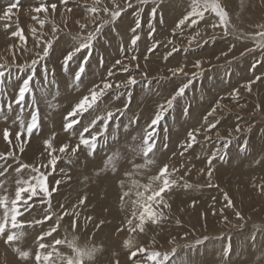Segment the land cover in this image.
<instances>
[{
    "label": "rangeland",
    "instance_id": "rangeland-1",
    "mask_svg": "<svg viewBox=\"0 0 264 264\" xmlns=\"http://www.w3.org/2000/svg\"><path fill=\"white\" fill-rule=\"evenodd\" d=\"M12 2L13 0H0V15ZM42 2L57 4L56 12L53 13L49 9L47 14L48 22L42 29L46 34L45 38L50 39L53 36L51 31L53 21L58 29H62L57 33L60 38L53 45L54 50L47 60V67L54 71L55 75L50 73L48 81H44L40 77L41 70L37 67L40 84L33 83L34 96L26 95L24 101L17 105L14 100L24 74L19 73L20 79H17L18 69L15 65L30 63L35 58L34 53L39 51L31 36V28L40 29L32 17L37 15L33 9L39 7ZM92 2L93 0H69L68 5L63 7L61 0H20L18 8L13 10L12 19L0 21V64L12 66L13 73L12 79L6 82L5 92L0 94V152L6 153L10 147L3 138L4 129L8 128L14 137L20 130L21 122L25 126L30 122L34 107L38 105L40 109V127L34 131L30 142L24 144V153L20 154L17 151V158L25 164L41 167L47 161V152L44 150L46 139H52L53 147L57 150L63 143L71 145L78 143L79 132L89 122L87 113L71 135L63 131L64 118L74 104L88 93L93 84H99L107 78L110 70L115 73L111 78L114 85L127 78L128 73L120 71V66L115 65L117 59L122 60L124 64H130L132 75L139 81L129 90L113 87L102 98L95 115H105L107 111L116 109L123 110L126 102L128 107L123 115L116 113L115 122L109 124L107 135L99 138L95 155H90L83 148L76 155L60 154L57 151L60 159L56 171L49 173L47 180L50 188L56 181H60L58 189L52 192V211L59 213L61 204L71 206L83 196H87V201L85 206L79 209L81 219L75 230L70 227V220L65 217L57 233H53L52 237H46L44 242L52 244L54 238L71 240L77 237L79 246H94L98 249L95 259L86 260V264H114L116 260L119 264H131L130 251L139 246H144L150 251L169 253L168 264H264V196L260 195L258 188L253 187L254 184L264 183V83L253 84L250 93L245 90L249 80L256 76H264V66L258 63L264 60V55L258 48L255 52L241 55L249 48H256V40L252 37L261 30L259 26L264 24V0H221L229 12L231 25L234 26V29L230 27L229 31L232 34L229 36H224L223 30L219 27L216 29L210 27L216 19L211 13H206L205 19L198 26L177 29L173 35L177 21L190 11L192 0H149L147 5L142 6L143 27L139 30L141 39L136 46L131 44L133 34L130 28L134 26L133 13L137 7V0H132L134 7L126 9L115 25L106 26L103 34L95 42L91 58L86 65V72L77 86L73 76L78 62L71 63L69 70L65 71L62 60L67 51L74 46L72 35L81 33L80 24H89L83 35L93 29L90 17L86 19L83 7L85 4L91 5ZM125 2L126 0H115V4L121 6ZM102 5L114 7L113 0H102ZM155 5H158V14L155 21H151L155 33L150 35L149 10ZM67 7L72 8L71 13L66 10ZM101 15L104 19L108 18ZM39 17L45 19V14L42 12ZM17 25L24 30L27 37L26 47L29 50L27 53L9 47L19 43L18 38L11 36V32L17 30ZM197 31L201 36L189 46L188 40ZM167 40H172L179 51L164 59L171 47L166 43ZM156 41L161 42L160 47L154 53H149V48ZM232 45L235 47H231ZM222 52H227L228 55L222 56ZM78 55L82 57L85 53ZM132 55L139 57V69L135 67L136 61H130ZM197 60L202 61L201 69L193 67ZM178 66L184 67L189 75L201 71L203 74L196 77L185 96L177 98L174 107L161 120L156 137L157 150L155 156L151 157L155 162L137 170L134 164H144V158L134 155L132 149L142 142L144 130L159 110V105L170 98L176 85L180 83V80L172 78L169 72L170 68ZM142 72H147L146 78ZM237 88L240 89L238 100L229 95ZM127 91L132 93L130 101ZM121 92L124 95L117 98ZM9 102L12 103L11 109L7 107ZM217 103L223 110L218 109L216 113L219 123L217 129L209 133L212 136L209 141L205 139V132L202 129L203 117ZM185 109L188 110L187 114ZM236 126L241 127L240 133L234 131ZM99 127L100 124H97V128ZM198 128L202 129L197 136L198 143L181 156L180 145L186 140L187 133ZM216 131H219L221 137L230 138L231 145L226 155L213 161L212 183L219 187L209 188L206 186L208 183L206 175L201 174L199 170H207L208 157L222 146V141L215 135ZM229 131L232 133L231 137H228ZM244 141L248 143L246 149H243ZM110 155L115 158L116 171H112L111 166L105 168L106 158ZM258 161L262 163H257ZM164 163L169 165L170 170L173 167L179 169L172 177L177 179L178 185L171 193L165 195L171 208L164 209L165 218L159 223L152 224L150 221L146 223L144 233H129L127 220L132 218V201L137 197L132 184L135 179L127 182L124 178L131 173L132 177L136 178L142 172L144 177L139 184H147L150 177L158 174ZM8 165H11L8 172L4 177H0V182L4 184V188L0 189V195L7 194L12 199L17 187L16 181L28 180L35 173L25 169L17 175L13 171L18 166L15 161L0 160V167ZM125 168L127 172H124ZM41 171L47 172L43 167ZM104 171H107V176H104L106 179L104 182L96 183L93 179ZM111 180H113L111 188L114 180L117 181L116 187L104 193V199H99L100 204L96 194L99 195L103 187L107 189ZM91 181L92 184L89 183ZM121 181L124 182L123 188L120 186ZM84 182L88 186L84 185ZM184 183L192 187L180 186ZM157 184L158 182L153 186L156 187ZM81 186L83 191H77ZM86 187L87 192L84 191ZM116 188L118 192L115 191ZM123 191H130L131 195L125 197L122 203L120 196ZM225 191L233 199L236 209L242 212L244 221L237 219L232 209L225 208L222 196ZM222 208H225L223 214L220 212ZM46 211L47 200L40 197L37 198L31 215L26 214L24 218L42 219ZM2 214L3 210L0 209V216ZM85 216L93 217V222L85 225L83 219ZM223 216L228 217L227 221ZM100 220L106 223L99 228L94 227ZM50 224L51 221L43 226L26 227L25 232L28 235L25 233L24 239L15 242L11 247L0 239V252L3 253L0 257H4L0 258V264H34L35 253L38 250L37 237L42 230H47ZM121 227L124 230L118 231ZM108 233H112L113 239L116 240L114 243L105 240L104 237ZM205 236L210 239L200 244L196 243L197 239L202 240ZM253 236L254 242L251 239ZM128 239L132 240L131 248L124 245ZM229 241L231 252L224 256L223 250ZM14 247L30 251L32 255L28 260H22L14 251ZM57 247L62 253L71 254V249L67 245ZM141 264H148L143 260L142 254Z\"/></svg>",
    "mask_w": 264,
    "mask_h": 264
},
{
    "label": "snow or ice",
    "instance_id": "snow-or-ice-1",
    "mask_svg": "<svg viewBox=\"0 0 264 264\" xmlns=\"http://www.w3.org/2000/svg\"><path fill=\"white\" fill-rule=\"evenodd\" d=\"M20 0H13L12 3L6 8L4 13L0 15V21H9L12 19L13 10L17 9L19 6ZM69 3V0H61V6L66 7ZM149 0H137V7L134 11L133 15L134 26L130 28L132 32L131 44L133 46L137 45V42L141 39L139 30L143 27V18L142 12L144 5H147ZM114 7L110 8L106 5H102V0H93L91 5L85 4L83 5L84 10L86 12V19L90 17V23L94 26L92 30L87 31L86 35H83V31L88 29L89 24L83 23L80 24L81 33L76 35H72L73 47L67 51V53L63 56L62 67L65 71L69 70V66L73 62H78L77 70L74 73L73 79L78 86L81 82V78L86 72V65L88 64L89 59L91 58L92 50L95 42L98 38L103 34L104 29L108 25H115L117 21L121 19L124 15L126 9H132L134 7L132 0H126L123 6L119 4H115V0H113ZM78 7L80 5H77ZM49 9L53 13L57 10V4H47L42 2L39 7H35L33 11L37 14L32 17V20L36 21L40 29L38 30L36 27L31 28V36L34 40L35 46L39 51L34 53L35 58L31 60L30 63H23L15 65L18 69L17 79H20L19 73H23L24 76L22 78V83L18 86V91L15 96L14 102L19 105L22 101H24L26 95L33 94V83L40 84V79L37 78V67L40 68V77L44 81H48L49 75H55L54 71L50 70L47 67V60L52 53L53 45L59 40V35L57 33L62 31V29H58L53 21L52 24V38H45L46 34L42 31L44 25L47 21V14ZM66 10L71 13L72 8L67 7ZM158 5L153 6L149 10L150 16V35L155 33V28L151 21H155L158 14ZM45 14V19H40V13ZM211 13L214 15L215 22L210 24L212 29H216L217 27L223 30L224 36H229L232 33L229 31L231 25L229 12L221 3V0H192L190 5V11H188L181 19H179L173 29V35L176 34L177 29L183 30L185 27H193L198 26L201 21L205 19V14ZM108 17L104 19L102 17ZM63 15V13H61ZM79 23V21H77ZM260 31L257 32L252 39L256 40V48H249L247 52H242L241 55H245L247 53L255 52L260 49L261 54L264 55V24L260 25ZM69 35H71L69 33ZM11 36L14 38H18L19 43L10 45L9 47L12 49H19L21 52L27 53L29 50L26 47L27 37L24 35V30L17 25V30L11 32ZM201 33L197 31L194 36H192L188 40L189 46L193 42L197 40V37H200ZM239 38V37H238ZM166 43L171 45L164 59L172 56L174 53L178 52L179 49L172 42V40H167ZM207 43V41H205ZM161 42L156 41L149 48V53H154L159 47ZM231 47H235L232 45ZM231 50V48L229 49ZM84 52V56H79V53ZM222 56H227V52H222ZM13 59H15V52L13 53ZM219 59V57H217ZM139 57L136 55H132L130 57V61H136L135 67L137 69L140 68V64L138 62ZM145 60H147V55L145 56ZM262 66H264V60L258 61ZM115 65L120 66V71L128 73L126 79L116 82L115 85L112 82V77L115 75L113 71H109L107 74V78L102 80L99 84H93L92 87L88 90L86 95H83L82 98L78 100L77 103L68 111L67 115L64 118V123L62 124L63 131L69 133L70 135L75 131L76 125L81 123V119L85 117L87 113L89 117L88 124L84 125L81 131L78 134V143L75 145H71L70 143H63L59 146V149L53 147L52 139H46L44 141V150L47 152V161L41 165L44 169L47 170L41 171V167H36L31 164H25L21 162L17 158V151L20 154H23L24 144L26 142H30L31 137L34 134V131L40 127V109L37 106L34 107L33 112L31 114L30 122L25 126L23 122H21L20 130L15 133L14 137L12 136L10 130L5 128L3 131V138L10 146L9 150L6 153L0 152V160H13L18 165L13 169V171L19 175L23 170L30 169L32 173L35 175L31 176L28 180H20L16 181V190L14 194V198L10 199L7 194L0 195V209L3 210L2 216H0V239H3L5 244L8 246H13L15 242L21 241L25 236V228H31L37 225L43 226L47 222L51 221V224L48 226L47 230H42L41 233L37 237L38 250L35 253L34 264H86L87 261H92L95 259V254L98 251L96 247H81L77 243V237H73L71 240L67 238L64 239H56L54 238V243L47 244L44 242L46 237H52L53 233H57L61 221L67 217L70 220V227L75 230L78 226V222L81 219V209L85 206L87 201V196H83L79 199L76 204L66 207L65 205H60V212L52 211L51 197L52 192L58 189L60 181H56L55 185L50 188L47 183L48 174L55 173L56 165L59 162V155H57V151L60 154L68 153L70 155H76L82 148L87 150L90 155H95V152L98 148L99 138L101 136H106L108 133V128L110 123H114V117L118 112L120 115H123L124 112L127 111L128 104L125 103V107L123 110L116 109L115 111H107L105 115H95L97 109L99 108V104L102 102V98L111 90L113 87L116 89H125L129 90L135 87L139 81L136 79L134 75L131 73L130 64H124L122 60L117 59L115 61ZM11 67L6 64H0V94L5 92V85L7 81L12 79L13 73L11 71ZM194 68L201 69L202 61H195ZM255 68V64L253 65ZM169 72L172 78L179 79L180 83L176 85L173 93L170 98H168L164 103L159 105V110L155 113L154 118L151 120L148 127L144 130V136L142 142L132 149L134 155L142 156L144 158V164H134V167L139 170L141 168L147 167L150 164H153L155 161L151 158L155 156V152L157 150V133L159 131V125L161 120L165 117L166 113L174 107V102L177 98L183 97L186 94V91L193 86V81L196 79L198 75H202L201 72H193L189 75L185 68L182 66H178L175 68H170ZM145 78L147 77V72L141 73ZM183 77V79L181 78ZM264 83V76H256L253 79L249 80L245 85V90L247 92L252 91V86L255 83ZM124 95L123 92L117 95ZM229 95L238 100L240 96V89H233ZM132 93L131 91H127L128 101L131 100ZM7 107L9 109L12 108V103L9 102ZM260 107L259 105L257 106ZM223 110L219 103L216 106L212 107L207 114L203 117V125L202 129L205 132V139L211 140L212 136L209 135L214 129H217V124L219 123L218 117L216 116L217 111ZM187 109H185V114H187ZM131 123V121H130ZM97 124H100V127L97 128ZM119 125L117 124V128ZM95 129V130H94ZM202 129H193L192 131L187 133V138L183 144L180 145L181 151L180 155L183 156L186 151L192 149L195 144L198 143L197 136L200 134ZM241 127L236 126L234 131L236 133L241 132ZM250 130V129H249ZM215 135L222 141V146L218 147L215 151L211 153V155L207 159V170L200 169L201 174H205L207 177V187L209 188H218V185L212 183V178L214 174V168L212 167V163L218 157L222 158L227 154V149L231 145V139L227 137H221L219 131H216ZM232 133L229 131L228 137H231ZM167 147V145H164ZM248 147L247 141L243 143V149ZM43 154V153H42ZM262 163V162H257ZM111 166L112 171H116V164L114 156H108L106 158L105 168ZM11 165L0 167V177H4L8 172V168ZM183 167V165H181ZM104 169H101L103 171ZM179 171V169L173 167L171 170L169 169V165L164 163L162 167L159 168L158 174L149 178V182L147 184H139L137 181H132L133 187L135 189L136 200L132 201L133 204V212L132 218L127 220V231L129 233H144L145 225L149 221L152 224H157L161 220L165 218L164 209L171 208V205L168 203V200L165 199V195L172 192L173 188L178 185L177 179H173V174ZM128 174V173H126ZM182 179V177H181ZM158 182L156 187H154V183ZM121 188L124 187V182H120ZM184 188H191L192 185L184 183L180 185ZM253 187L258 188L260 195L264 196V183L259 185H253ZM4 188L3 182H0V189ZM140 189H143L141 191ZM6 191V190H5ZM131 195L130 191H123L120 196V201L123 203L125 197H129ZM223 199L225 201V208L232 209L234 216L244 221V216L241 211L236 209L233 199L229 195L228 192L222 193ZM43 197L47 200V211L46 214L42 217V219H34V220H26L25 215H31V211L33 210L37 198ZM195 202H193V206ZM225 208L220 210L221 214L225 211ZM55 217V219H53ZM84 224L93 222V217L85 216ZM223 219L227 221L228 217L223 216ZM134 221H136L134 223ZM106 221L100 220L98 223L94 224V227L99 228L101 225L105 224ZM124 228L121 227L118 231H123ZM260 229H258L259 231ZM210 238L205 236L203 239H197L196 243L200 244L204 241H208ZM253 242L255 241V236L251 237ZM174 242V241H173ZM153 243H155L153 241ZM59 245H67L69 249H71V254L62 253L57 246ZM126 248L132 247V240L128 239L124 242ZM51 249V250H48ZM14 251L18 253L19 257L22 260H28V258L32 255L30 251H22L19 247H14ZM231 252V242L229 241L224 250L223 255L228 256ZM172 253H175V248H173ZM141 254L143 256V260L148 262V264H168L170 254L167 252H160L156 250H149L144 246L136 247L135 250H131L129 254V260L131 264H141ZM114 264H119V261L116 260Z\"/></svg>",
    "mask_w": 264,
    "mask_h": 264
},
{
    "label": "bare ground",
    "instance_id": "bare-ground-1",
    "mask_svg": "<svg viewBox=\"0 0 264 264\" xmlns=\"http://www.w3.org/2000/svg\"><path fill=\"white\" fill-rule=\"evenodd\" d=\"M128 169V168H127ZM129 170V169H128ZM89 171V170H88ZM107 171H104L102 174H100V175H97L93 180H95L96 181V183H100V182H104V180L106 179L104 176H107V173H106ZM124 172H127V170H126V168H125V171ZM141 173V175H138L136 178H134V177H132V173L131 174H128L129 176H125V180H127V182H130L132 179L134 180V181H137V182H139V183H142V180H143V177H144V173H142V172H140ZM103 175V176H102ZM138 178V179H137ZM92 180V181H93ZM89 182L90 184H92L93 182ZM85 182H86V180H85ZM84 182V183H85ZM113 182V180H111L110 181V186H107L106 188L107 189H105L104 187L101 189V191L99 192V195H97L96 194V198H98L97 199V201L100 203V201H99V199H104V193L105 192H108V191H111L112 189H114L115 187H116V184H117V181H115L114 180V185L112 186V188H111V183ZM84 185H86V186H88L87 185V183H85ZM128 185L131 187V184L130 183H128ZM78 186V185H77ZM81 188H82V186L79 188V189H77V191H80V192H82L83 190H81ZM87 187L84 189V191H86L87 192ZM115 191H117V188L115 189ZM118 192V191H117ZM135 192V191H134ZM101 204V203H100ZM113 213H114V210H113ZM26 234H27V232H25ZM112 233H108L107 234V236H105L104 238H105V240H108L110 243H114L116 240L115 239H113L114 237H113V235H111ZM28 235V234H27ZM122 236V235H121ZM24 239V238H23ZM22 239V240H23ZM25 241V240H24ZM108 242V243H109ZM1 254H3L2 252H0V255ZM6 256H8V257H10L9 255H7L6 254ZM0 258H4V257H0ZM30 260H32V259H30Z\"/></svg>",
    "mask_w": 264,
    "mask_h": 264
}]
</instances>
